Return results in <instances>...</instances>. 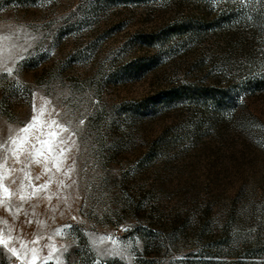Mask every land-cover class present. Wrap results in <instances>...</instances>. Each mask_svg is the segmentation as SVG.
<instances>
[{
    "label": "rangeland",
    "instance_id": "rangeland-1",
    "mask_svg": "<svg viewBox=\"0 0 264 264\" xmlns=\"http://www.w3.org/2000/svg\"><path fill=\"white\" fill-rule=\"evenodd\" d=\"M0 264H264V0H0Z\"/></svg>",
    "mask_w": 264,
    "mask_h": 264
},
{
    "label": "snow or ice",
    "instance_id": "snow-or-ice-1",
    "mask_svg": "<svg viewBox=\"0 0 264 264\" xmlns=\"http://www.w3.org/2000/svg\"><path fill=\"white\" fill-rule=\"evenodd\" d=\"M35 119H36V117L35 116H33V121H35ZM29 127H31V125H27V126H25V128L24 129H22V131H27L28 130V128ZM52 135L53 136H55L56 135V133H52ZM47 170V169H46ZM5 191H7V189H5ZM22 199H23V197H21ZM14 255H15V253H13Z\"/></svg>",
    "mask_w": 264,
    "mask_h": 264
}]
</instances>
